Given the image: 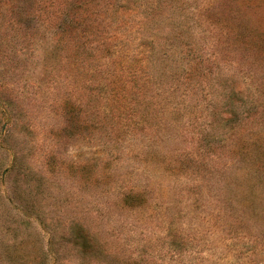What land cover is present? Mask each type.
Instances as JSON below:
<instances>
[{
	"label": "rangeland",
	"instance_id": "374dc122",
	"mask_svg": "<svg viewBox=\"0 0 264 264\" xmlns=\"http://www.w3.org/2000/svg\"><path fill=\"white\" fill-rule=\"evenodd\" d=\"M0 264H264V0H0Z\"/></svg>",
	"mask_w": 264,
	"mask_h": 264
}]
</instances>
